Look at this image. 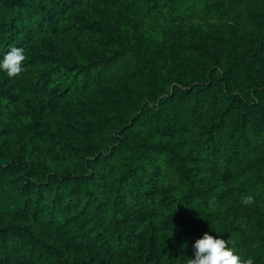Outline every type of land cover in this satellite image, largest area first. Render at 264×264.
<instances>
[{
  "label": "trees",
  "instance_id": "16d2710c",
  "mask_svg": "<svg viewBox=\"0 0 264 264\" xmlns=\"http://www.w3.org/2000/svg\"><path fill=\"white\" fill-rule=\"evenodd\" d=\"M247 1L0 0V58L26 56L0 73V264H187L206 232L264 264V0L242 18Z\"/></svg>",
  "mask_w": 264,
  "mask_h": 264
},
{
  "label": "clouds",
  "instance_id": "9594fccd",
  "mask_svg": "<svg viewBox=\"0 0 264 264\" xmlns=\"http://www.w3.org/2000/svg\"><path fill=\"white\" fill-rule=\"evenodd\" d=\"M26 60L24 49L12 47L0 58V73L9 78H15L24 71ZM253 202L251 196L244 198L243 203L249 205ZM211 231L215 232L211 229ZM187 264H255L252 258L243 259L229 242L222 238L205 233L193 245V256L188 257Z\"/></svg>",
  "mask_w": 264,
  "mask_h": 264
},
{
  "label": "rangeland",
  "instance_id": "374dc122",
  "mask_svg": "<svg viewBox=\"0 0 264 264\" xmlns=\"http://www.w3.org/2000/svg\"><path fill=\"white\" fill-rule=\"evenodd\" d=\"M258 7H260V5H259V3H258L257 0H248L247 2H245V3L243 4V6H241V7L239 8V11L237 12V15H238V13H240L242 18H243V17L246 18L247 13H250V14H251V12H252L253 10L257 9ZM60 15H62L61 17L64 18V17L66 16V11H62V12L60 13ZM237 15L233 16L232 19H234L235 17H237ZM231 21H233V20H231ZM230 23H233V24L236 25V26L233 27V30H234V33H235V35H236V39L238 40L237 42L242 43L243 40H244V38L246 37V34H245V32L242 30L241 25H237L236 22H230ZM69 24H70V23H65V25H64V22H63L62 26H63V25H64V26H68ZM261 27H262V26H258V27L256 28V30L259 31V29H261ZM231 28H232V24H231L230 26H226V27H224V24H222V23L219 22L218 25H215V27H213L212 32L215 33L216 35L220 36L221 41L224 40V39H225L226 41H228L229 39L232 38V37H231V34H230V30H231ZM228 30H229V31H228ZM205 32H206V31H205ZM183 36L187 37V35H183ZM89 44H92V40H91V39H88V38H84V37L81 38V40H80V42H79L80 47L83 48L84 50L86 49V50L89 51V53L91 54V49H92V46H93V45H89ZM241 45H242V44H241ZM36 70H37V69H36ZM36 73L38 74L37 71H36ZM36 77H37L36 74L31 73L30 76H29L28 79H27L28 81H25L24 79H22L21 81H22V83H23V86H24L25 88H28V85L30 86V85L36 80ZM23 81H24V82H23ZM23 98H25L26 101H27L28 99H32V96L29 98V96L26 94V97L23 96ZM83 117H86V114H85V113L83 114L82 118H83ZM147 122H148V121H147ZM95 135L100 136V134H96V133H94V132H91V131H89L87 128H84L83 132L81 133V136H84V137H87V138H96ZM87 233H88V232H87ZM87 233H85V234H87ZM51 234L53 235L52 232H51ZM79 234H80V236H81L82 232H79ZM53 236H54V235H53ZM54 237H56V236H54ZM87 253L89 254V257L86 256L85 259H87V260H88L89 258H90V259H94V256H93L92 253H90V252H87ZM82 255H83V254H82ZM82 255H81V256H82Z\"/></svg>",
  "mask_w": 264,
  "mask_h": 264
}]
</instances>
